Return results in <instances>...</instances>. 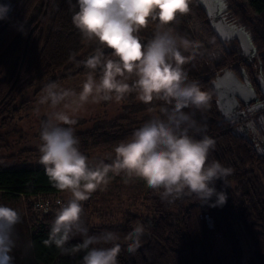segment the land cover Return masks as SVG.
Returning <instances> with one entry per match:
<instances>
[{
    "label": "trees",
    "instance_id": "1",
    "mask_svg": "<svg viewBox=\"0 0 264 264\" xmlns=\"http://www.w3.org/2000/svg\"><path fill=\"white\" fill-rule=\"evenodd\" d=\"M223 2L225 14L250 34L260 66L258 76L251 70V63L242 60L237 39L221 40L218 37L200 0H190V11L178 15L171 25L179 36L203 45L194 56L190 51L184 53L189 59L183 69L190 80L197 81L201 89L209 93L210 106L203 112L195 109L185 111L193 112L194 118L206 125L196 138L208 135L216 141L210 159L232 169V174L224 181H217V187L227 192V203L223 207L212 208L201 206L195 196L184 197L169 203L177 207L175 213L160 211L155 217H146L127 212L123 216L124 223H119L107 214L99 217L100 222H95L92 207L82 202V220L89 235L111 231L119 236V264H197L199 247L210 255L207 257L210 258L209 263L214 264L215 233H219L230 248L227 264H264V198L261 194L264 192V152L225 118L213 87V82L220 75L240 63L246 67L247 76L258 94L262 95L261 103H264V94L257 87L258 79L264 78V0ZM75 4L76 0H15L13 13L0 24V130L12 125L23 111L29 110L27 101H22L29 91L39 86L42 89L38 91L43 90L52 82L59 85L72 76L91 71L84 62L101 46L78 57L89 40L72 23L73 14L78 11L73 7ZM150 25L156 27L155 23ZM139 35L144 43L153 37ZM103 52L115 59L111 56V49L103 48ZM8 53L13 61L11 69L2 61ZM233 70L239 72L238 69ZM96 77L99 80V73ZM148 120L119 116L90 129L75 130V134L80 141V150L89 157L93 151L115 149ZM39 133L40 130L36 134L38 144L35 147L23 148L2 158L9 165L0 167V191L9 197L24 196L26 199L35 264H81L83 251L64 255L54 244L45 243L60 206L51 203L47 212L37 211L34 206L39 198L46 201L61 192L49 181L44 167L15 166L21 159L40 157ZM100 161L103 160H97L96 164ZM104 162L111 164L113 160ZM109 174L129 178L123 172ZM209 218L213 221V228L208 223ZM137 224L145 226L147 239L135 253L130 254L124 238ZM82 240L81 235H75L67 246H76Z\"/></svg>",
    "mask_w": 264,
    "mask_h": 264
},
{
    "label": "clouds",
    "instance_id": "2",
    "mask_svg": "<svg viewBox=\"0 0 264 264\" xmlns=\"http://www.w3.org/2000/svg\"><path fill=\"white\" fill-rule=\"evenodd\" d=\"M189 4L190 0H76L73 5L78 11L72 23L84 38L101 46L84 62L91 71L79 100H120L136 92L145 104L162 102L158 116L115 147L111 164L90 163L79 147L73 127L77 121L65 111L55 110L41 121L40 163L53 186L70 193V199L59 207L45 243L54 244L64 255L83 251L81 264H119V236L111 231L89 235L82 220V202L101 185H107L110 172L144 181L169 203L192 196L201 206L216 208L227 203V192L217 187V181H224L232 169L210 159L216 141L208 135L196 138L206 125L200 124L193 112L185 111L203 112L210 106L209 93L183 69L189 59L184 53L190 51L194 56L201 45L166 27L178 15L187 14ZM11 10V4L0 3V20H7ZM152 23L156 25L154 35L144 43L139 33ZM103 48L111 49L115 59L105 56ZM74 95L52 82L45 85L38 103L59 109ZM20 223L17 210L0 204V264L14 262L10 253L16 247V226ZM145 231L143 224H137L126 235L128 253L141 246ZM78 234L82 243L68 247V241Z\"/></svg>",
    "mask_w": 264,
    "mask_h": 264
},
{
    "label": "rangeland",
    "instance_id": "3",
    "mask_svg": "<svg viewBox=\"0 0 264 264\" xmlns=\"http://www.w3.org/2000/svg\"><path fill=\"white\" fill-rule=\"evenodd\" d=\"M200 1L210 17L218 37L221 40L237 39L240 42L242 60L251 63L253 66L251 70L258 76V74H260V66L256 60L250 34L240 26L238 27V25L225 14L226 9L223 0ZM166 27H171L174 33L177 34L171 24ZM155 28V26L149 25L141 29L140 34L153 36ZM200 45L203 47L202 44ZM97 46H99L98 42L89 41L78 57L87 54L91 49ZM2 61L10 69L13 66L10 53L5 55ZM239 66L240 63H237L236 68L233 66L232 70H228L222 75L230 74L233 76L234 74L237 77V71L233 69H238ZM240 72L243 76H247L245 69L241 68ZM88 73L72 76L58 85L59 88L71 90L76 94L69 97L59 109H54L48 105H40L38 103L40 97L44 94V89L38 91L40 88L42 89V86L25 94L22 101H27L30 105L29 110L23 111L12 125H9L4 130H0V136L2 137V139H0V167L9 165L7 161L2 158L22 150L23 148L35 147L38 144L36 134L40 130L41 121L55 110L65 111L72 119L77 121V123L73 125L74 130L90 129L96 125L109 122L119 116H127L140 121L146 118L151 119L160 114L159 109L162 104L161 101L153 100L149 104H145L139 99L136 92L126 94L120 100H116L115 97L110 100H103L100 98L93 99L89 97L86 102H81L79 100V94L82 92ZM238 80L241 84H245L242 85L249 89L252 95L256 94V88L250 84L248 80L241 81L239 78ZM258 81H260V88L264 93V78H260ZM261 106H264V103H254L253 107H248L249 113L239 112L236 119L229 121L238 132L247 135L251 141L256 143L258 146L257 148L264 152V107ZM88 158L90 163L95 166L97 160H114L115 151L114 149L93 151ZM19 164L30 168L44 167L40 163L39 158L21 159L15 166ZM261 194L264 198L263 191ZM68 199H70V193L61 192L59 195L51 197L46 201L39 198L37 202L34 203V206L37 211L45 212L46 209L44 210L38 207L39 203L42 206L47 203L56 205V200H61L63 203H66ZM25 202L26 199L24 196L9 197L3 191H0V204L17 210L22 217V223L16 226V233L18 234L16 247L10 253L14 257L13 264H35L31 251V229L28 224ZM84 202L89 203L92 207L95 222H100L99 217L105 214L112 216L113 220L116 222L124 223L123 216L127 212L146 217H155L160 211L175 213V210H177L176 206H170L168 201L163 200L158 192L149 189L144 181L138 178H123L111 174H109V182L107 185H101V187L93 192L89 199ZM207 220L210 227L213 228V221L210 218ZM213 237L214 249L212 259L214 260V264H227L230 253L228 243H226L219 233H215ZM146 239L147 236L144 235L142 237V243L146 241ZM197 252V264H210V258H207L210 257V255H208L202 247H199Z\"/></svg>",
    "mask_w": 264,
    "mask_h": 264
},
{
    "label": "water",
    "instance_id": "4",
    "mask_svg": "<svg viewBox=\"0 0 264 264\" xmlns=\"http://www.w3.org/2000/svg\"><path fill=\"white\" fill-rule=\"evenodd\" d=\"M242 84L239 82L238 77H236L234 74L233 76L230 74H224L219 76L213 82V87L218 97L219 108L228 121L236 119L239 115V113H236L239 107V101L247 106L257 103L258 101V95H252V92H250L249 89L245 88ZM225 92L228 93L227 97L224 96Z\"/></svg>",
    "mask_w": 264,
    "mask_h": 264
},
{
    "label": "flooded vegetation",
    "instance_id": "5",
    "mask_svg": "<svg viewBox=\"0 0 264 264\" xmlns=\"http://www.w3.org/2000/svg\"><path fill=\"white\" fill-rule=\"evenodd\" d=\"M0 3H9V4H11V12L8 14L9 16H11V14L13 13V10H14V6H15V0H0ZM4 21H6V20H0V24L2 23V22H4ZM241 68H243V69H245V71H246V67H244L242 64H240V66L238 67V71L239 72H236V74H237V77L241 80V81H246V80H248L249 82H250V84H252L254 87H255V85H254V83L248 78V76H243L242 74H241V72H240V69ZM239 73V74H238ZM246 75H247V72H246ZM259 80V79H258ZM258 89L260 90V92L261 93H263L262 92V90H261V88H259L260 87V81H258ZM256 88V87H255ZM255 91H256V94L258 95V101H257V103H261L262 102V99H261V96L262 95H260V94H258V90H257V88L255 89ZM238 92H239V90H238ZM264 94V93H263ZM263 104V103H262ZM254 106V103L253 104H251L250 106H247V105H245L244 103H242L241 101H239V107H238V109H237V111H236V113H239V112H246V113H249L248 112V107H253ZM245 135V134H244ZM246 137H248L247 135H245ZM248 139H249V137H248ZM250 140V139H249ZM251 141V140H250ZM252 143H254L253 141H251ZM255 144V146L256 147H258L257 145H256V143H254ZM259 145V144H258Z\"/></svg>",
    "mask_w": 264,
    "mask_h": 264
},
{
    "label": "built area",
    "instance_id": "6",
    "mask_svg": "<svg viewBox=\"0 0 264 264\" xmlns=\"http://www.w3.org/2000/svg\"><path fill=\"white\" fill-rule=\"evenodd\" d=\"M55 203H56L57 206H61V204H63V202H62L61 200H56ZM49 205H50V204L47 203L46 205H43V206H42V205L39 203V204H38V207L43 208L44 210L46 209L45 212H47L48 209H49Z\"/></svg>",
    "mask_w": 264,
    "mask_h": 264
},
{
    "label": "snow or ice",
    "instance_id": "7",
    "mask_svg": "<svg viewBox=\"0 0 264 264\" xmlns=\"http://www.w3.org/2000/svg\"><path fill=\"white\" fill-rule=\"evenodd\" d=\"M224 96H225V97H227V96H228V93H227V92H225V93H224ZM261 107H264V106H261Z\"/></svg>",
    "mask_w": 264,
    "mask_h": 264
}]
</instances>
